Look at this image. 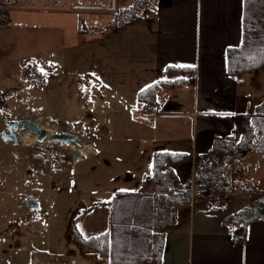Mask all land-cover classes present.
<instances>
[{
	"label": "rangeland",
	"instance_id": "rangeland-1",
	"mask_svg": "<svg viewBox=\"0 0 264 264\" xmlns=\"http://www.w3.org/2000/svg\"><path fill=\"white\" fill-rule=\"evenodd\" d=\"M131 1L107 0L103 5L111 9L113 17L120 9L129 7ZM141 2L145 4L140 8L141 14H144L149 5L144 0ZM89 3L95 2L0 0V11L5 10L10 16L7 24L0 25V90L5 95V105L0 111V264H81L80 257L68 255L69 250L78 248L72 239L68 240L72 218L77 212L90 208L93 202L103 201L96 210L79 217L76 227L84 236L99 235L110 228L113 188L120 186L116 185V181L111 183L109 178L118 175L120 161L129 158L132 153L131 146L123 147L119 141L128 140L134 152L146 138L147 130H151L146 125L149 118L135 116L132 109L128 112L129 107L125 109V106L112 111H120L123 113L121 117H127L129 132L111 127L114 116L110 114V108H105V103L111 99L113 103L114 98L121 97L117 82L140 67L142 70L149 67L147 60L140 58L139 65L135 63L134 66L132 62L128 72L124 73L121 62L125 61L117 58L120 54L108 39L103 40V45L99 41L90 45L77 29H71L70 18L75 13L72 10L77 9L74 7ZM140 19H143L142 15L137 20ZM118 46L125 49L121 41ZM101 48H108V55L101 54ZM102 57L108 58L112 65L103 67ZM25 59L35 60L38 69L46 73L44 86L34 85L25 76L20 66ZM102 80L105 82L101 83ZM166 96L171 100L175 94L168 87L160 88L157 101ZM25 120L37 122L49 135L58 131L59 135L74 136L82 145L77 147L71 143L64 146L47 141L37 144L35 135L23 129L17 135L27 133L34 140L32 143L20 142L18 147H14L2 140L1 133L7 131L6 122ZM47 122L50 125H46ZM134 124L138 130L134 129ZM105 125L107 128L103 130ZM153 127L156 128V125ZM191 130L190 126L187 129L188 138L182 142L184 145L190 144ZM240 135L237 126L235 141L240 139ZM108 139L112 141V146L95 154V146H104ZM75 150L80 152L77 163L73 161ZM30 151L46 167L35 169ZM60 156L72 159V165L63 168L66 171L53 167L54 158ZM133 157L134 153L131 163L136 161ZM189 159L188 155L185 161ZM133 165L144 167L140 162ZM187 168L183 164L184 174H187ZM231 168L234 171L231 176L236 182L246 181L248 184L238 188L235 183L237 186L233 185L232 189L228 186L229 192H215L210 201L202 203L204 207L216 208L215 213L207 214L203 208L196 209V219L209 215L218 218L224 227L230 229L229 223H223L225 217L264 197V159L248 154L233 162L229 170ZM182 179H185L184 176ZM195 192L193 187L192 198ZM29 198L38 203L40 201L37 211L26 207ZM19 205H22L21 209ZM185 217L188 216L184 215L183 219Z\"/></svg>",
	"mask_w": 264,
	"mask_h": 264
},
{
	"label": "crops",
	"instance_id": "crops-1",
	"mask_svg": "<svg viewBox=\"0 0 264 264\" xmlns=\"http://www.w3.org/2000/svg\"><path fill=\"white\" fill-rule=\"evenodd\" d=\"M94 2L74 7L77 9L72 10L75 13L70 18L71 29H77L79 34L80 26L85 27L83 36L90 45L98 41L103 45V40L108 39L121 55L117 58L125 61L121 62L124 73L128 72L132 62L134 66L135 63L139 65L140 58H145L149 67L143 70L140 67L117 82L121 97L114 98L113 103L112 99L105 103V108H110V114L114 116L111 127H116L120 132H129L127 117L123 116L124 121L121 117L123 113L112 109L119 110L125 106V109L129 107L130 112L132 108L139 107L142 104L139 103L138 93L142 90L166 82L158 87V92L160 88L168 87L175 94L162 113L156 116L158 122L156 119L154 124H146L151 130H147L146 138L142 137L144 139L134 152L128 140L119 141L123 147L131 146L132 153L129 158L120 161L118 175L109 178L111 183L116 181V185L120 186L113 188L114 195L117 192H144L150 189L154 152L186 155V159L189 155L190 161L184 163L190 162L192 166L198 160L206 162L212 152L218 151L214 149L216 142L230 137L235 141L237 126L240 129L239 116L264 100V67L236 77L228 73L226 52L239 47L242 42L243 0H158L154 8L142 14L143 19L117 30L107 29L112 17L111 9L103 5L107 0ZM103 18H107L106 21ZM120 41L125 49L118 46ZM108 52V48H101V54L108 55ZM109 65H112L110 60L102 57V66ZM179 68L189 71H178ZM191 78H194L193 83L185 82ZM175 81L184 83L177 84ZM106 125L103 130H106ZM155 125L156 128L153 127ZM190 126V144L184 145L182 142L188 138L187 129ZM134 127L138 130L136 124ZM111 143L108 139L104 146L94 145L95 154L112 146ZM133 153L135 162L142 163L144 167H135V162H130ZM250 154L264 159L256 153ZM59 171L66 169L59 168ZM228 171V181L235 180L231 176L234 172L232 168ZM235 183L238 188L248 184L246 181ZM193 187L194 183L191 191ZM102 204L103 201L93 202L90 208H85L89 209L85 214ZM38 206L40 208V201ZM190 210L180 214L176 223L166 230L159 264H264V219L249 225L245 241L236 243L232 228L224 227L221 220L209 215L196 219L193 208ZM184 215L188 217L183 219ZM71 231L72 224L68 240L72 239ZM81 235L85 238L98 236ZM75 249L69 250L68 255L80 257L81 264H109L107 259L94 252L82 251L79 247Z\"/></svg>",
	"mask_w": 264,
	"mask_h": 264
},
{
	"label": "trees",
	"instance_id": "trees-1",
	"mask_svg": "<svg viewBox=\"0 0 264 264\" xmlns=\"http://www.w3.org/2000/svg\"><path fill=\"white\" fill-rule=\"evenodd\" d=\"M144 1L149 5L147 9H152L158 0ZM243 1L242 42L239 47L226 52L228 73L232 77L264 67V0ZM143 5L145 4L141 0H132L129 7L115 13L108 22L107 29L117 30L134 22L142 15L140 8ZM9 17L7 11H0V25L7 24ZM79 32L83 35L85 27L80 26ZM20 66L34 85L44 86V74L38 69L35 60H22ZM177 70L189 71L185 68ZM193 81L194 78H191L185 82ZM163 83L166 82L156 83L139 92V103L155 105L158 102L157 89ZM4 105L5 95L0 90V111ZM238 125L241 129L238 141L235 142L230 137L216 142L214 149L218 151L212 152L206 162L196 161L193 167L184 163L186 155L154 152L150 189L144 192L115 193L111 203L110 228L98 236L85 238L76 227L78 218L89 209L75 214L71 231L73 242L82 251L94 252L107 259L109 264H159L164 235L176 223L178 216L184 211H191V208H203L208 214L216 211V208L204 207L202 203L210 201L219 190L235 186V180L228 181L226 176L232 163L250 153L264 157V100L249 112L240 115ZM29 154L35 169L45 166L31 151ZM183 164L188 167L187 174L183 173ZM71 165L72 159L67 157H56L53 161V167L57 168H68ZM192 183L196 189L193 198ZM263 219L264 197H261L251 201L245 209L228 215L223 222L232 227L233 241L243 243L248 226Z\"/></svg>",
	"mask_w": 264,
	"mask_h": 264
},
{
	"label": "water",
	"instance_id": "water-1",
	"mask_svg": "<svg viewBox=\"0 0 264 264\" xmlns=\"http://www.w3.org/2000/svg\"><path fill=\"white\" fill-rule=\"evenodd\" d=\"M7 131L1 133V138L4 142L11 143L14 147L20 145L17 133L20 129L28 131V133L35 135V142L37 144H43L45 141L49 143H60L64 146H69L74 143L77 147H81V142L76 137L66 134H50L46 130L42 129L38 124L33 121L25 120L22 122L10 121L6 122ZM80 152L75 150L73 152L74 163L79 162ZM26 207L31 211H37L39 209L38 202L34 198H29L26 202Z\"/></svg>",
	"mask_w": 264,
	"mask_h": 264
},
{
	"label": "built area",
	"instance_id": "built-area-1",
	"mask_svg": "<svg viewBox=\"0 0 264 264\" xmlns=\"http://www.w3.org/2000/svg\"><path fill=\"white\" fill-rule=\"evenodd\" d=\"M169 103L168 97H164L162 100H159L155 105H146L142 104L139 107L132 108L131 112L133 115L141 118H149V125L154 124L155 117L162 113L165 106ZM46 125H50L49 122ZM18 137V136H17ZM192 196V195H191ZM18 208H22V205H19Z\"/></svg>",
	"mask_w": 264,
	"mask_h": 264
},
{
	"label": "bare ground",
	"instance_id": "bare-ground-1",
	"mask_svg": "<svg viewBox=\"0 0 264 264\" xmlns=\"http://www.w3.org/2000/svg\"><path fill=\"white\" fill-rule=\"evenodd\" d=\"M36 124H38L36 122ZM47 132V131H46ZM48 133V132H47ZM53 134H58V131H55ZM49 135V134H48ZM18 136V140L22 143V144H26V143H29V142H33L34 140H32L30 138V135H28L27 133H23V134H19L17 135Z\"/></svg>",
	"mask_w": 264,
	"mask_h": 264
},
{
	"label": "snow or ice",
	"instance_id": "snow-or-ice-1",
	"mask_svg": "<svg viewBox=\"0 0 264 264\" xmlns=\"http://www.w3.org/2000/svg\"><path fill=\"white\" fill-rule=\"evenodd\" d=\"M41 72L43 73V69H41ZM43 74H45V75H46V73H43Z\"/></svg>",
	"mask_w": 264,
	"mask_h": 264
}]
</instances>
